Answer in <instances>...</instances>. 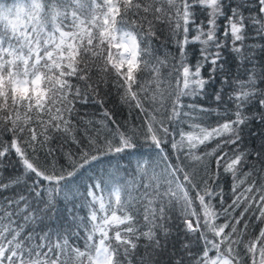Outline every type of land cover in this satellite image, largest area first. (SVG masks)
Masks as SVG:
<instances>
[{"label":"trees","instance_id":"16d2710c","mask_svg":"<svg viewBox=\"0 0 264 264\" xmlns=\"http://www.w3.org/2000/svg\"><path fill=\"white\" fill-rule=\"evenodd\" d=\"M224 2L230 9L239 0ZM250 6L255 7L251 0ZM189 20L185 0H0V70L7 67L0 77V141L8 134L14 141L18 137L14 144L21 150L18 154L23 156L27 150L26 164L38 175L48 173L52 180L51 187L48 181L44 186L35 181L38 186L33 189V181H28L0 193L5 216L0 222V255L10 245L13 250L19 247L18 233L5 236L15 227L7 221V202L23 194L38 207L41 202L32 192L43 187L48 189L45 198L54 197L60 212L25 225L32 239L21 240L27 243L23 253L16 254L17 264L21 254L24 264H57V260L94 264L98 243L109 249V264H120L114 261L116 248L124 250L121 241L127 242L129 233L145 240L159 237L158 248L153 244L145 249L142 243L134 264H141L140 256L143 264H211L221 257L229 264H254L253 259L264 255V125L258 120L247 124L239 144H233L239 139L235 129L216 126L212 117L207 126L192 123L191 131V122L169 129L171 117L165 116V110L171 108L161 93L175 88L172 84L169 89L172 59H179L174 34ZM150 23L155 33L149 32ZM126 35H132L137 45L131 77L127 74L132 68L117 56L119 41ZM249 35L246 43L258 48L261 41L253 38L254 33ZM149 44L164 69L145 54ZM166 54L168 60L163 61ZM21 79L27 84L19 83ZM253 91L257 89L249 86L235 95L247 98ZM200 103H205L203 98ZM105 118L117 132L124 128L134 134L135 144H120L126 150L119 154L103 136L98 144H90L85 129H91L92 136L96 133L88 122L105 124ZM149 125L156 142L151 140ZM73 131L82 133L77 137L81 146L69 148L65 133L70 137ZM53 135L55 145L63 144V149L46 155L47 148L41 150L37 138ZM33 143L38 158H33ZM69 150L73 159L64 155ZM89 152L92 155L84 159L82 154ZM5 164L0 184L17 175L14 160ZM96 185L94 210L85 200L89 188ZM133 197L135 205L129 210ZM11 211H16L15 204ZM13 219L24 223L19 216ZM42 232L47 240L40 239ZM164 233L170 236L165 239ZM184 242L188 247H182ZM29 248L34 249L31 259Z\"/></svg>","mask_w":264,"mask_h":264},{"label":"snow or ice","instance_id":"6c2138e0","mask_svg":"<svg viewBox=\"0 0 264 264\" xmlns=\"http://www.w3.org/2000/svg\"><path fill=\"white\" fill-rule=\"evenodd\" d=\"M185 3L187 13H190L189 23L183 29H177L174 34V43L179 53V59L177 60L175 57L172 59L174 75L169 77V89H172V84H175V88L170 93L168 90H165V93H161L162 98L166 97V106L171 108V112H168L167 108L165 110V116L171 117L169 129L175 131V124L183 126L186 122H191L188 124L191 131L192 123L205 122L206 124L209 117H212L216 126L230 125L235 129V135L239 139H234L233 144H239L243 140L242 132L247 124L258 120V124L264 125V95L260 94L261 91H264V87H260V84H264V61H261V56L264 55V0H251V4L255 5L254 8L250 6V0H239V2H234L230 9L224 0H209L208 3H204L202 0H185ZM113 10L115 11V9ZM55 15L59 14L56 13ZM141 28L143 29V25H141ZM149 32L155 33V27L151 23L149 24ZM250 33H254V39L261 41L258 48L246 43L250 39ZM197 43L200 45L199 48L196 47ZM145 54L155 59L156 64H159L161 69L165 68L162 60L153 54L150 44L146 46ZM167 60L168 55L166 54L163 61ZM258 61L260 62L258 63ZM128 63L129 67L132 68V72L127 75L131 77L133 72H135V67H133L135 60H129ZM148 63H152V60L150 59L146 62V67ZM257 68H259L258 72L256 71ZM153 70H155V64L153 65ZM5 71H7V67L0 70V77L4 75ZM249 73L250 75H248ZM181 83L184 84L183 91L180 90ZM161 86L163 87V85ZM249 86L257 89V91L251 92L247 98L235 95L237 91H242ZM200 98H203L205 103H200ZM186 99L187 103H185ZM252 106L255 108L254 112L246 111ZM88 123L92 125V129L96 133L95 136H92L91 129H85V132L89 133L90 144H98L100 137L103 136L109 148L113 144L116 145L117 154L126 150V148H119L120 144H135L134 134L130 135L128 130L124 128H120V131L117 132L116 126L110 120L106 119L105 124L95 121H89ZM160 123L163 124L164 121H160ZM237 124H239L238 128L236 127ZM162 130L165 133L168 131V129ZM148 131L151 133V140L156 142L158 137L153 131L152 125L148 126ZM80 135L82 133L79 131H73L70 137L65 133L66 143L69 148L71 146H81V141L77 138ZM55 139L54 135L45 140L37 138L40 149L47 148L46 155L54 156L58 150L63 149V144L59 148L55 145ZM18 142L19 138L17 137L16 141H14L12 134L6 135L4 141H0V176L3 175L8 167L5 161L9 159L15 161L14 170L17 172L14 178H10L0 184V193L7 192L11 185L25 184L28 181H33L31 185L33 189L38 185L44 186L46 181L51 187L52 180L49 178L48 173L45 172L38 175L37 170H33L32 167L26 164V160L29 159L27 150L23 151V156L18 154L21 150L14 146ZM262 147H264V144H262ZM97 151L99 152L101 149H97ZM31 152L33 153V158H38L39 151L35 143L32 145ZM64 155L68 159H73L70 150ZM87 155H92V153L82 154L84 159L87 158ZM129 155H142V153L131 152ZM98 157L96 156L93 160ZM87 165L72 172L70 177ZM71 167H76L75 162H73ZM35 181H39V184H35ZM62 182L57 181L59 184H62ZM98 186L89 188L87 199L85 200L92 205L94 210L96 205L93 203L92 198ZM47 190L43 187V191L40 188L39 192H32L33 196L41 202L38 207H33L29 203L28 197L23 194L17 195L15 201L7 202V221L10 225H15V227H10L5 236L11 237L13 234L18 233L15 242L19 247L13 250L10 245L9 249L4 250L3 255H0V264H5V260L8 261V264H17L16 254L23 253L24 246L27 243V240L24 243H20L21 240L24 237H27L28 240L32 239V235L27 231L25 225L33 222L38 223L49 213L55 216L60 212V209L56 207L54 197L45 198ZM68 195H72V193L69 192ZM129 196L131 197V193H129ZM3 199L4 196H0V201ZM65 199H68V196H65ZM13 204L16 206V211H11ZM134 205L135 198L133 197L128 205L129 210ZM14 216H19L24 223H17L13 219ZM4 219V208L0 204V222L4 221ZM90 222L91 218H89ZM169 236L170 233H164L165 239ZM40 239L47 240L48 236L42 232ZM57 239L59 241L61 238L57 237ZM63 239L67 243H71L67 237ZM185 241H187V237ZM121 242L125 243L124 250L121 251L117 247V255L114 257V261L118 260L120 264H134L142 243L145 249L152 247L153 244L157 248L159 247V237L155 240H145L140 236L133 237L131 233L128 234L127 242ZM66 246L64 245L63 247ZM182 247H188L187 243H182ZM202 251L203 249H201ZM33 253L34 249L29 248V259H31ZM60 254L63 255V251ZM140 261L143 264V256H140ZM18 264H24L23 254L20 255ZM57 264H60L59 260H57ZM173 264H181V262L174 261Z\"/></svg>","mask_w":264,"mask_h":264},{"label":"rangeland","instance_id":"374dc122","mask_svg":"<svg viewBox=\"0 0 264 264\" xmlns=\"http://www.w3.org/2000/svg\"><path fill=\"white\" fill-rule=\"evenodd\" d=\"M124 40H128L131 46L136 47V45L134 43V38L132 35L124 36L123 41ZM121 42H120V48L118 50V57H119L120 63L121 64L126 63L129 65V63H128L129 60L122 58L121 50H120V49H122L121 48L122 47ZM134 55H135V53H134ZM135 59H136V56L134 57V60ZM18 82L22 83V84H27V82H25L24 79H21ZM96 248L97 249H96V251L92 257L94 259V262H95L94 264H109V263H111V258H110V253H109L110 251L107 249V247H104L101 244H97ZM253 261H254V264H264V255H262V257L256 258L255 260L253 259ZM210 263L211 264H229V262H227V260H225V258H223V257H221L220 259H216Z\"/></svg>","mask_w":264,"mask_h":264},{"label":"bare ground","instance_id":"6f19581e","mask_svg":"<svg viewBox=\"0 0 264 264\" xmlns=\"http://www.w3.org/2000/svg\"><path fill=\"white\" fill-rule=\"evenodd\" d=\"M122 49H121V55L123 59L127 60H134V53L136 50V47L131 46L128 40H124L121 42Z\"/></svg>","mask_w":264,"mask_h":264}]
</instances>
